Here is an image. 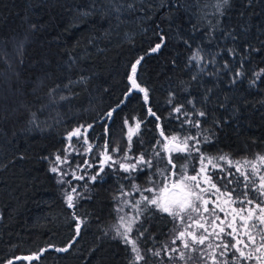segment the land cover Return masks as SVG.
<instances>
[{"label": "trees", "instance_id": "16d2710c", "mask_svg": "<svg viewBox=\"0 0 264 264\" xmlns=\"http://www.w3.org/2000/svg\"><path fill=\"white\" fill-rule=\"evenodd\" d=\"M216 3L0 0V264L9 260L13 264H128L131 259L128 247L115 237L113 226L123 214L116 212L120 200L115 198L121 186L129 192L133 183L145 188L150 171L125 179L126 173L106 168L96 182L86 176L78 181L83 198L75 208H68L67 188L55 181L49 169L55 154L64 153L68 146L67 133L77 126L93 125L87 133L93 151L70 154V167L61 166L66 171L85 159L95 162L106 139L109 150L119 147L116 155L123 157L128 148L124 119L134 127L133 117L143 123L140 134L133 137L132 157L144 153L151 158L160 150L157 124L165 135L211 136L210 143L200 145L209 156L228 155L242 161L264 155V76L255 86L249 83L255 72L264 69V0H229L220 12ZM161 37L162 47L151 52ZM197 49L204 57L203 72L196 61L189 62ZM141 57L135 78L148 90L147 104L138 90L127 99L124 95L131 87V65ZM213 58L215 63H205ZM237 70L244 75L235 77ZM117 105L112 120L101 119ZM180 105L185 113H193L189 119H200V128L182 125L184 115L173 112ZM149 107L159 121L148 115ZM198 111L206 116L195 117ZM193 156L179 154L175 163H188L192 174L193 168L200 167L199 156ZM220 175L217 172L214 179ZM138 198L135 192L127 197ZM76 218L85 221L78 236ZM142 219L140 231L147 232L138 244L147 264H185L148 253L165 245L180 246L179 240L176 245L171 241L182 228L155 210ZM132 235L136 238L138 232ZM70 241L68 251H56ZM35 252L37 259L15 260ZM188 264H200L199 258Z\"/></svg>", "mask_w": 264, "mask_h": 264}, {"label": "snow or ice", "instance_id": "6c2138e0", "mask_svg": "<svg viewBox=\"0 0 264 264\" xmlns=\"http://www.w3.org/2000/svg\"><path fill=\"white\" fill-rule=\"evenodd\" d=\"M229 0H217L215 5L216 11L220 12ZM34 27V26H33ZM164 38L161 37L160 43L151 48V52H157L163 45ZM187 43V41H185ZM258 51V50H257ZM201 50L197 49L189 58V62L196 61L200 71L205 69L201 66L204 57L200 55ZM230 55H235L233 49H229ZM143 57L136 60L131 65V73L128 75V81L131 87L124 94L127 99L134 90L143 92L144 103L149 102L148 90L142 88L136 80L138 66L141 64ZM205 63H215V59L205 61ZM225 68L228 64L225 63ZM244 73L237 70L235 77H241ZM254 79L249 83L255 86L257 81L264 76V69L255 72ZM195 79V77H193ZM83 77L81 81H83ZM235 80H233V83ZM73 83L69 82V85ZM69 85H64L68 88ZM55 91L50 90V92ZM61 100H67V96H60ZM125 101L122 100L121 104ZM171 103V101H169ZM189 104L193 101L189 100ZM120 105L107 112L101 119L112 120L114 113ZM194 107V104H193ZM173 112L184 115L183 124L190 127L200 128V119H189L193 117L192 112H184V106L180 105L173 108ZM148 115L154 117L157 121L160 117L149 107ZM204 111L195 113V117H204ZM179 118V116L177 117ZM135 120L134 127L130 125L129 119H124V125L127 127L128 148L125 150L123 157H118L119 147L109 150V140H105L103 150L98 153L96 159L98 165H94L89 159H85L84 163L78 164L77 169H94L99 168L94 175H88L85 171L82 175H77L76 169L63 170L61 166L69 165V155L91 153L93 151V143L88 141L86 135L92 124L77 126L67 133L66 139L68 146L63 150L64 155L59 152L55 154V161L50 167L52 173L57 174V183L67 184L69 191L64 193L65 203L67 207L72 209L76 207V202L83 198V193L73 186V181H83L85 176L88 180L96 182L102 179L106 168L114 171L119 170L126 173L125 179L133 178V173L142 172L145 169L151 170L160 163H164L163 168L156 167L155 172L148 178L149 187L141 188L133 183L132 191H125L123 186L119 196L115 199L120 200V206L115 210L117 213H123L118 216L117 223L113 226L115 237H119L121 242L125 244L131 253V259L128 264H147V256L141 250L138 240L145 236L147 229L140 231L143 225V216L147 212L155 210L160 214H167L172 218L174 224L182 228L173 237L171 243L176 245L177 240L180 246L169 247L165 245L162 249H148L153 257L167 256L168 260L173 261L179 259L188 264L196 257L199 258L200 264H264V155L257 154L254 160L244 159L242 161H234L228 155L209 156L201 151L200 145L210 143L211 136H184L179 134L166 136L160 124H157L160 137L157 145L161 146L159 151H154L151 158H146L144 153H140L136 157L129 155L131 152L132 141L134 136L140 134L142 121L133 117ZM34 122V121H33ZM110 125L105 127V135L109 133ZM207 131V130H206ZM77 143L83 142L87 145L84 153L72 144L73 138ZM98 147V146H97ZM156 148V145L153 146ZM199 156V169L193 168L195 174H189V164L177 165L175 159L179 154H184L188 159H193V154ZM45 159H49L45 157ZM224 161V165L219 163ZM225 165L227 167H225ZM118 166V167H117ZM235 168V172L232 169ZM222 175L218 179H214L216 173ZM159 175V181L154 180L153 176ZM71 177L66 180L65 177ZM235 185L234 187H232ZM88 188V184L84 185ZM133 192L139 193V198L129 200ZM211 205V207H210ZM125 206L130 210L125 212ZM238 206V207H237ZM223 213V216L220 215ZM75 217V213H73ZM85 221L76 218V234L80 233L81 225ZM138 232V236L133 238V233ZM107 234V233H106ZM76 237H73V241ZM69 245L64 248H58L56 251H68ZM45 249H41V253ZM178 253V256H177ZM38 254L28 257H15V260H33L37 259ZM7 264H13V260H9Z\"/></svg>", "mask_w": 264, "mask_h": 264}, {"label": "rangeland", "instance_id": "374dc122", "mask_svg": "<svg viewBox=\"0 0 264 264\" xmlns=\"http://www.w3.org/2000/svg\"><path fill=\"white\" fill-rule=\"evenodd\" d=\"M87 135V134H86ZM172 135H176V134H172ZM172 135H166V136H172ZM160 139H162V137H160V135H159V140ZM88 141L90 142V143H93L92 141H90L89 140V138H88ZM74 144L73 145H75V147L78 149L79 147H80V149H78V150H81V152H84V149L87 147V145H83L82 146V144H83V142L81 141L80 143H77V141H76V138L74 137ZM94 145V144H93ZM158 147L161 149V146L160 145H158ZM59 154L61 155V156H63L64 155V153H61V152H59ZM91 162V161H90ZM91 163H93L94 165H97L98 164V160H96L95 162H91ZM77 165H78V163H76ZM79 164H81V163H79ZM77 165H75V167L73 168V169H76L77 170V175H82V174H84L85 173V171L88 173V175H94L95 174V171H97V170H95V168L94 169H77ZM82 165V164H81ZM156 167H158V168H163L164 167V163H160V164H157L152 170H151V172H150V175H152V173H154L155 172V169H156ZM199 169V167H197V170ZM193 174H195V172L194 173H192V174H190V175H193ZM54 175H55V181L57 182V174H55L54 173ZM149 175V176H150ZM87 176V175H86ZM85 176V177H86ZM65 179L66 180H69V179H71V177L69 176V177H65ZM153 179L154 180H157V181H159L160 179H161V177L157 174V175H155V176H153ZM147 182H148V180H147ZM78 181H73V186H75V187H77L78 188V190H79V185H78ZM63 186H66V188H67V190L66 191H69L70 189L68 188V185L67 184H64ZM150 185L147 183L146 184V186H145V188L146 187H149ZM210 207H211V205H210ZM223 216V215H222Z\"/></svg>", "mask_w": 264, "mask_h": 264}, {"label": "water", "instance_id": "95a60500", "mask_svg": "<svg viewBox=\"0 0 264 264\" xmlns=\"http://www.w3.org/2000/svg\"><path fill=\"white\" fill-rule=\"evenodd\" d=\"M34 254H37V253L36 252L35 253H28V254L21 255L19 257H28V256H33Z\"/></svg>", "mask_w": 264, "mask_h": 264}]
</instances>
